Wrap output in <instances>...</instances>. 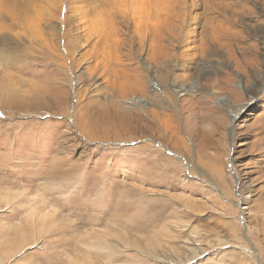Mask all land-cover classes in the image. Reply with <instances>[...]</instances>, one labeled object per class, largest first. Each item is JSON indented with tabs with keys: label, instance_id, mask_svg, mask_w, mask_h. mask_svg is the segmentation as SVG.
<instances>
[{
	"label": "rangeland",
	"instance_id": "1",
	"mask_svg": "<svg viewBox=\"0 0 264 264\" xmlns=\"http://www.w3.org/2000/svg\"><path fill=\"white\" fill-rule=\"evenodd\" d=\"M217 2L226 4L225 18L212 15L223 29L210 45L219 54L198 55L199 38L183 44L203 20H184L178 42L164 26L141 55L124 51L127 77L118 69L114 78L124 92L86 81L93 93L81 100L69 82L64 102L54 100L63 82L56 50L44 60L37 45L34 57L0 47V264H264V40L245 30L264 29V0L164 7L201 13ZM47 3L36 1L38 16L57 0ZM16 13L23 33L35 15ZM159 43L172 54L166 65L150 60ZM89 99L139 121L92 122Z\"/></svg>",
	"mask_w": 264,
	"mask_h": 264
},
{
	"label": "bare ground",
	"instance_id": "2",
	"mask_svg": "<svg viewBox=\"0 0 264 264\" xmlns=\"http://www.w3.org/2000/svg\"><path fill=\"white\" fill-rule=\"evenodd\" d=\"M36 1L37 0H0V47H5L7 51L9 49H26L27 51L25 52L33 54L34 57L35 53L29 50V45L33 47L37 45V47H35V51L42 48L44 49V54L46 53V55L43 56L44 60H47V58L50 59L52 51L56 50L58 54V62L61 61V63L58 64L61 70L58 72L63 76V82L60 84L61 86L58 90L52 92L51 97L56 100V95H62L60 102H64L65 100L67 91H69L65 86L69 82H72V90L81 100H83L87 94L93 93L91 91L86 93V81H88L89 84V81H94L95 84L101 81L102 84L99 85L98 83L97 87L104 84L107 89H110L114 93H116V90L119 91V88L122 92H124V89L126 90V85L114 83V78H116L118 69H120V67H125L126 59L123 60V58L126 53L124 51H134L135 53L140 54L143 50L145 41L151 42L150 40L152 37L157 39V37L159 38L167 35L165 33L162 34V28L164 26L170 30L168 36L173 38L172 41L178 42L177 37L182 35L181 31L185 25L183 23L184 20H190L193 22H196L197 19L203 20V31L198 34L197 30L194 29L188 34H183V36H185L183 44H191L195 42L196 38H199L198 47L195 49L196 52L199 53H197L198 55L204 58V55L206 54L205 57L208 59L212 54H219V52H215L211 49L213 46L210 45L216 46V44H218L217 39L219 38V32L223 29L222 26H220V23L215 24L213 22L215 18L212 17V15H222L225 18V3L217 2L215 4L216 6L211 9H209L206 5L207 11L194 13L196 12L194 9L182 8L177 11L166 9L164 7L165 0H79L81 4L77 5L78 7L76 6L78 0H75V2H73L74 6L71 5L70 1L69 9L74 10L70 16L71 19L68 22H64L62 17L63 13L61 11V9L64 8L63 0H57V5L52 10V14L48 13L44 17L38 16L35 5ZM38 1L40 3L43 1L47 5V1L49 0ZM50 5L51 4H48L47 7ZM194 5L196 4L192 2L191 6ZM19 7L25 8L35 15L34 18L30 20L29 24L24 27L23 33L19 31L17 24L16 11ZM169 17L173 18L172 21H175V24L169 23L171 20V18L167 20ZM234 17L235 16L233 14V20ZM34 27L39 28V36H37L36 31L31 30ZM134 28H137L135 29V31L137 30L135 34L133 32ZM245 30L250 37L254 38L259 34H263L262 38L264 40V29L260 30L255 26L252 27V25L247 28L245 25ZM64 44L67 46V49H64L66 47ZM159 46L160 49L154 48L153 52L150 53V60L157 62L162 59L165 61L164 63L166 65V61L170 60L172 54L169 51H163L164 49L163 46H161V43H159ZM87 48L90 49L87 50ZM197 54L195 55L198 56ZM182 56L188 57L189 54L184 52ZM174 57L176 58V56ZM85 58H92V60L95 61V64L91 65V61H87ZM208 63H211V60ZM184 65H186V63H184ZM177 66L179 65H176V67ZM213 67H216L214 63ZM63 69L70 72L72 80L71 77L64 72L65 70L63 71ZM203 70L207 71L205 69ZM121 72L124 74V77H127L124 71L121 70ZM195 74L199 75L201 73ZM135 83H140V81ZM136 85L142 86L141 84ZM0 86L3 87L2 80L0 81ZM125 94L126 93H124V95ZM37 98L34 101H37ZM108 106L109 109H112L109 110L106 103L100 105L96 100L89 99L86 107H88V115H90L89 118H91V121L97 123L117 122L118 126L121 128L130 125V122L135 120L139 121L136 119L138 117L135 113L132 117H130L129 113L123 111L116 105V102H110ZM145 108L144 110L146 111V114L148 112H153L151 109L147 107ZM239 114L240 112L236 113L233 119L236 120ZM78 118H82V114L80 115L78 113ZM154 122H161L159 116H157ZM160 126V123L156 124L157 131L160 129ZM181 158H183V156Z\"/></svg>",
	"mask_w": 264,
	"mask_h": 264
}]
</instances>
